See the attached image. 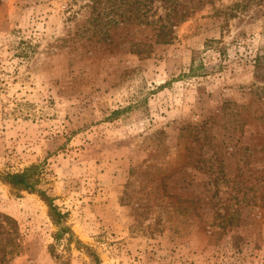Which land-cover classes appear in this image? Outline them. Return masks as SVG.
Returning <instances> with one entry per match:
<instances>
[{
    "label": "rangeland",
    "instance_id": "1",
    "mask_svg": "<svg viewBox=\"0 0 264 264\" xmlns=\"http://www.w3.org/2000/svg\"><path fill=\"white\" fill-rule=\"evenodd\" d=\"M256 56L264 0H0V175L72 233L0 180V264H264Z\"/></svg>",
    "mask_w": 264,
    "mask_h": 264
},
{
    "label": "trees",
    "instance_id": "2",
    "mask_svg": "<svg viewBox=\"0 0 264 264\" xmlns=\"http://www.w3.org/2000/svg\"><path fill=\"white\" fill-rule=\"evenodd\" d=\"M182 7L183 8L180 11L175 6L173 7L175 9L173 16L174 22H183L191 14L188 11L187 5H182ZM158 37H161V34H158ZM253 68L256 76L261 78L264 77V56H256L254 59ZM40 174V166L38 164H32L21 172L2 174L0 175V180L4 183L10 184L19 191L36 193L46 203L48 217L50 218L51 222L58 227V231L54 234V238L59 240L63 237H66L67 241H70L72 239V233L65 225V214L53 204V199L49 197L44 190L38 187L40 183ZM5 219L14 222V220L8 216H5ZM75 242L79 243L78 240H75ZM87 254L94 264H100L99 259L93 252H88Z\"/></svg>",
    "mask_w": 264,
    "mask_h": 264
}]
</instances>
